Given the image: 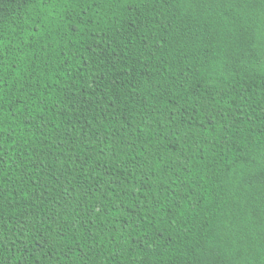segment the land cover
<instances>
[{"label": "trees", "instance_id": "16d2710c", "mask_svg": "<svg viewBox=\"0 0 264 264\" xmlns=\"http://www.w3.org/2000/svg\"><path fill=\"white\" fill-rule=\"evenodd\" d=\"M0 264H264V0H0Z\"/></svg>", "mask_w": 264, "mask_h": 264}]
</instances>
